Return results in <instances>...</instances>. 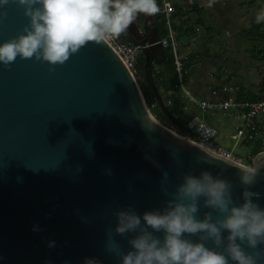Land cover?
Segmentation results:
<instances>
[{
	"label": "water",
	"instance_id": "obj_1",
	"mask_svg": "<svg viewBox=\"0 0 264 264\" xmlns=\"http://www.w3.org/2000/svg\"><path fill=\"white\" fill-rule=\"evenodd\" d=\"M6 7L0 41L27 22L22 9ZM126 31L145 44L144 70L154 86L152 62L165 58L154 14L143 13L142 24L136 18ZM251 163H264V146ZM240 165L156 120L136 78L105 39L86 43L54 70L32 58L0 65V264H82L85 256L117 264L118 257L105 251L115 208L162 206L185 171L201 168L231 180L239 198ZM262 173L264 167L249 187L264 194ZM114 235L128 247L126 237Z\"/></svg>",
	"mask_w": 264,
	"mask_h": 264
},
{
	"label": "clouds",
	"instance_id": "obj_2",
	"mask_svg": "<svg viewBox=\"0 0 264 264\" xmlns=\"http://www.w3.org/2000/svg\"><path fill=\"white\" fill-rule=\"evenodd\" d=\"M9 4L22 9L27 22L0 41V65L32 58L47 61L50 70L90 41L119 36L140 13L159 11L157 0H0V20ZM257 19L264 20V13ZM239 167V198L231 180L201 168L185 171L162 206L115 208L105 251L118 257L117 264H264V194L249 187L264 163ZM32 228L40 230L38 223ZM114 233L127 238V248ZM55 245V239L47 240L48 247ZM45 264L54 262L46 259ZM82 264L103 261L85 256Z\"/></svg>",
	"mask_w": 264,
	"mask_h": 264
},
{
	"label": "crops",
	"instance_id": "obj_3",
	"mask_svg": "<svg viewBox=\"0 0 264 264\" xmlns=\"http://www.w3.org/2000/svg\"><path fill=\"white\" fill-rule=\"evenodd\" d=\"M170 2L175 8L173 19L177 44L180 43V49L177 48V51L184 59V78L187 87L201 98H213L212 90L216 89L222 94L221 89L224 86L235 84L239 86L240 97L243 99L264 96V63L256 67L258 72L255 74L246 69V75L242 77L240 83V80L226 70V67L232 65L239 67L240 64L231 63L227 59L228 56H225L226 53L242 51L245 53L243 63H248L245 66L252 65V60H256V57L255 59L251 57L252 52L259 51L260 58H264V20L257 19L258 15L264 13V3L247 0H170ZM137 18L142 19L143 13ZM125 38L134 41L128 33ZM164 59L159 62L153 60L152 64H158ZM208 60L217 67V72H210L213 83L206 84L201 69L195 73L197 79L193 80L192 66L202 67ZM227 61L228 65L225 64ZM222 68L224 69L220 73ZM187 110L195 113L198 109L188 103ZM207 113L209 112L204 113L205 119Z\"/></svg>",
	"mask_w": 264,
	"mask_h": 264
},
{
	"label": "built area",
	"instance_id": "obj_4",
	"mask_svg": "<svg viewBox=\"0 0 264 264\" xmlns=\"http://www.w3.org/2000/svg\"><path fill=\"white\" fill-rule=\"evenodd\" d=\"M247 1H261L264 0H247ZM159 11L156 14L160 15L165 32L159 36V42L164 49H168L173 56V67L176 73L178 84L176 90L183 97H185L190 104L196 107L201 112L196 111L190 118L185 120L183 127L184 131L180 132L178 128H171L208 149L209 151L220 155L224 158L230 159L240 164L249 163V160L254 156L248 152L244 157L233 154L229 149L222 147L215 141L217 129L210 124L204 116L205 112L224 111L228 113L240 112L242 126L231 135L233 139H241L242 142L256 141L262 143L264 146V96L256 99L238 98L237 93L240 88L238 85H226L221 91L212 90L213 98H201L195 95L186 85L184 78V59L177 51V36L176 30L172 25V14L175 11L174 5L170 0H157ZM127 31L121 33L119 36H106L104 39L121 57L124 64L131 71L136 78L137 61L142 52L144 43H132L126 40ZM154 101L151 106L155 105ZM148 107V105H147ZM149 109V107H148ZM250 164V163H249Z\"/></svg>",
	"mask_w": 264,
	"mask_h": 264
},
{
	"label": "trees",
	"instance_id": "obj_5",
	"mask_svg": "<svg viewBox=\"0 0 264 264\" xmlns=\"http://www.w3.org/2000/svg\"><path fill=\"white\" fill-rule=\"evenodd\" d=\"M172 14V25L175 29V23ZM155 23L157 26L158 35L161 36L165 32V27L163 25L162 19L160 15L154 13ZM177 36V35H176ZM132 43H139L136 41H130ZM145 57L143 53H140V57L137 61V69H136V79L139 84L140 90L146 101L151 114L160 121H168L171 125H174L169 118L162 111L158 95L161 97L162 102L168 109L170 113H172L178 121L184 124L185 120L190 118L194 113L189 112L187 110L186 104L189 103L188 100L183 97L180 93L177 92L176 86L178 84L176 73L173 67V56L172 53L166 48L165 49V59L160 63H153L151 65V75L154 86H152L148 80L146 79V74L144 70ZM238 98L240 97V91L237 93ZM251 99H256L255 97H251ZM156 102L155 105L151 106L153 102ZM186 106V107H185ZM186 108V109H185ZM185 110L189 113L183 120L177 116V111ZM250 146V153L252 156H255L260 150L263 149V144L256 141H247L244 142ZM251 164V159L249 160Z\"/></svg>",
	"mask_w": 264,
	"mask_h": 264
},
{
	"label": "rangeland",
	"instance_id": "obj_6",
	"mask_svg": "<svg viewBox=\"0 0 264 264\" xmlns=\"http://www.w3.org/2000/svg\"><path fill=\"white\" fill-rule=\"evenodd\" d=\"M179 44L180 43L177 44V48L180 49ZM244 54L245 53L242 51L239 53L230 52V53L225 54V56H228L227 59H229L231 63L240 64L239 67H233L234 65L226 67V70H229L228 72H231L233 74V77L240 80V83H242L241 82L242 77L246 75V73H245L246 69H248L249 71H251L255 74L256 72H258V69L256 67L258 65L261 66V64L264 63V58L263 59L260 58L259 51H255V52L251 53V57H253L254 59L256 57V60L255 61L252 60V65L245 66L248 63H243L242 58H243ZM225 64L228 65L229 62L225 63ZM200 69L203 71L202 73L204 74V76L206 78L205 79L206 84H208L209 82L213 83L210 72H212V73L217 72V67L214 66V64L210 63L209 60L206 61L204 63V66H202V67H198L196 65L192 66V70L194 71V74H193V77H191V78L193 80L197 79V75H195V73H197ZM223 69L224 68H222L219 72L222 73L221 71ZM136 81H137V79H136ZM187 105H188V103L186 104V106ZM176 114L180 119L183 120L189 113H187L185 110H180V111H177ZM155 119L158 120L157 118H155ZM206 120L217 129V135L215 137V141L218 144H220L222 147L229 149L233 154L240 155L242 157H244L250 151V146L248 144H245L244 142H242L241 139L231 138V135L233 133H235L239 127L242 126V120H241L239 111H236L234 113H228V112H224V111L209 112V113H207V119ZM158 121L161 124L168 126L170 128H171V126L173 128H177L175 125H171L168 121H160V120H158ZM180 132H182V131H180Z\"/></svg>",
	"mask_w": 264,
	"mask_h": 264
},
{
	"label": "flooded vegetation",
	"instance_id": "obj_7",
	"mask_svg": "<svg viewBox=\"0 0 264 264\" xmlns=\"http://www.w3.org/2000/svg\"><path fill=\"white\" fill-rule=\"evenodd\" d=\"M143 19V18H142ZM142 19H139V21H140V23L142 24ZM148 27L147 28H144L143 30L145 31V32H147L148 31Z\"/></svg>",
	"mask_w": 264,
	"mask_h": 264
}]
</instances>
